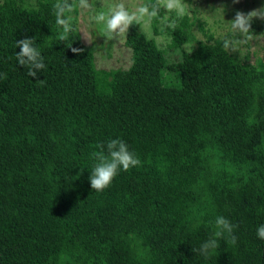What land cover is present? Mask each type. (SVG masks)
<instances>
[{"label":"trees","instance_id":"trees-1","mask_svg":"<svg viewBox=\"0 0 264 264\" xmlns=\"http://www.w3.org/2000/svg\"><path fill=\"white\" fill-rule=\"evenodd\" d=\"M33 1L0 0V264H264L263 60L212 36L184 51L185 15L165 27L180 60L139 24L124 41L131 65L98 69L77 7L65 38L56 0ZM26 37L46 64L36 77L16 60ZM115 138L141 164L92 190L93 153ZM217 216L236 243L226 234L207 258L194 253Z\"/></svg>","mask_w":264,"mask_h":264},{"label":"clouds","instance_id":"clouds-1","mask_svg":"<svg viewBox=\"0 0 264 264\" xmlns=\"http://www.w3.org/2000/svg\"><path fill=\"white\" fill-rule=\"evenodd\" d=\"M233 2L239 3V0H233ZM76 7L82 10H93L91 19L96 24L104 26L105 35L109 38L113 35L127 33L130 26L139 25L141 21L147 20L150 22L158 18L162 8L168 13L175 14L176 19L168 24V27L173 29L177 20L188 13L185 0H154L152 3L139 4L134 10H129L123 0H113L106 10L101 11H94V5L91 0H56L53 4L56 24L63 29L65 38L73 31L72 16L70 14ZM254 19L264 20V7L247 13L237 11L230 22L233 32L238 33L240 39H225L223 47L233 50L238 44H243L247 39H251V34H253L251 25ZM35 44L34 37H26L16 42L17 48L20 49L16 53V60L19 66L28 69L27 75L29 77H36L37 73L46 68L41 51ZM73 51L78 50L73 49ZM4 75L6 78V74ZM39 81L42 82V80ZM98 148L99 151L93 153L96 164L89 177L92 190H105L111 185L121 170L128 171L130 168L141 164L139 157L130 151L126 142L120 138L110 139L106 143H101ZM215 228V232L209 239L204 241L198 249H192L194 253H199L207 258L220 247L219 240L225 238L226 234L231 238V243H236V237L233 235L235 226L229 219L224 216H217ZM257 236L260 239H264V224L257 228Z\"/></svg>","mask_w":264,"mask_h":264},{"label":"rangeland","instance_id":"rangeland-1","mask_svg":"<svg viewBox=\"0 0 264 264\" xmlns=\"http://www.w3.org/2000/svg\"><path fill=\"white\" fill-rule=\"evenodd\" d=\"M27 1L31 4L34 2L33 0ZM112 2L113 0H91L94 11L106 10ZM123 2L129 10H134L136 6L146 3L147 0H123ZM185 3L188 8L186 15L194 22L193 39L184 47V51L187 52L193 51L198 41H208L209 36H212V42L222 43L225 39H240V35L233 32L230 20L234 18L237 11L247 13L264 7V0H239V3H234L233 0H185ZM92 15L93 10H82L77 7L78 30L84 44L94 51L96 68L105 70L128 68L132 63V51L124 45L126 33L109 38L105 35L104 26L96 24L91 19ZM174 19H176L174 13L165 11L158 23L156 35L147 20L141 21L139 26V31L146 38L156 41L157 46L164 51L168 62L180 60L184 53L182 49L171 50L169 48L171 39L166 34L165 27ZM260 26H264V20L254 19L251 29ZM227 50L239 59L247 58L250 63H255L258 58L264 62V27L262 32L251 34V39H247L245 43L238 44L233 50Z\"/></svg>","mask_w":264,"mask_h":264}]
</instances>
